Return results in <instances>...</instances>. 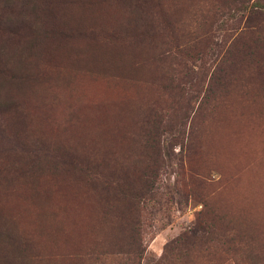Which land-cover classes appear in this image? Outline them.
I'll use <instances>...</instances> for the list:
<instances>
[{
    "label": "rangeland",
    "instance_id": "rangeland-1",
    "mask_svg": "<svg viewBox=\"0 0 264 264\" xmlns=\"http://www.w3.org/2000/svg\"><path fill=\"white\" fill-rule=\"evenodd\" d=\"M253 1L0 0V264H118L91 255L116 213L134 264H215L227 233L252 246L227 264H264ZM72 154L136 201L82 179Z\"/></svg>",
    "mask_w": 264,
    "mask_h": 264
},
{
    "label": "trees",
    "instance_id": "trees-1",
    "mask_svg": "<svg viewBox=\"0 0 264 264\" xmlns=\"http://www.w3.org/2000/svg\"><path fill=\"white\" fill-rule=\"evenodd\" d=\"M143 7L142 4H139L137 7V11ZM249 9H251V14H261L264 11V1L262 0H254L250 5ZM205 95L201 101L204 104L206 101ZM180 104H184L182 107V110H184L185 105L188 104V102L191 100V97L187 96H182ZM73 157H70L67 160H62L63 164L68 165L69 167L79 173L80 176H82V179L84 180H90L91 182L98 183V185L102 186L108 191H113L117 195L119 200H127L128 202L136 201V198L139 196L140 192L133 189V187L129 186L128 184L124 183L120 185L118 182L123 181L121 178L118 177H113L117 178L114 179L113 186L110 185L112 181L104 176V173L96 171L95 169H91L87 162V160L80 159L79 156L76 154H72ZM75 160H80L78 163H75ZM85 162V163H84ZM80 164V165H78ZM112 176H115V173H112ZM110 187L113 189L110 190ZM117 191V192H116ZM116 219V221H115ZM124 216L123 213L122 215L119 213L114 214V220H112L111 223L107 225V229H105V234L103 230L101 231L100 235V242L98 244L97 251H92L91 253L92 256L96 259L97 257H108V255H122L123 258L120 259L118 264H134L133 260H135V257L137 256L136 254H139V245H137L136 240H132L131 242H126L125 237H124V230H125V224L124 222ZM128 222V228L132 233H137V228L135 226V223H133L132 217H129L126 219ZM102 228V227H101ZM100 228V229H101ZM99 229V231H100ZM237 232H235L236 234ZM188 248H192V245H190ZM136 249V251H135ZM206 250V248H205ZM218 252L222 251L224 253V258H220L218 262L215 264H227L229 261H236V256L240 259L243 257L244 254H246L248 251L252 250V246L250 244H247V241L237 238L234 233L230 234H224V239L221 240L218 243V246L216 248V251ZM208 251V250H207ZM215 251V252H216ZM136 252V254L134 253ZM256 257H259V255H264V247L259 248L256 251ZM121 256V257H122ZM133 259V260H132ZM101 264H105L103 261L100 262ZM96 264V263H95ZM191 264H198L191 262Z\"/></svg>",
    "mask_w": 264,
    "mask_h": 264
}]
</instances>
